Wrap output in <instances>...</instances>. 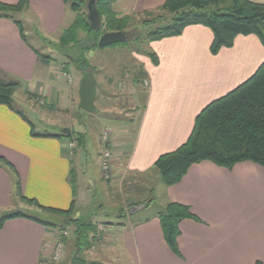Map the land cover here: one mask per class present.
<instances>
[{"label":"crops","instance_id":"crops-1","mask_svg":"<svg viewBox=\"0 0 264 264\" xmlns=\"http://www.w3.org/2000/svg\"><path fill=\"white\" fill-rule=\"evenodd\" d=\"M27 1L28 10L19 16L23 26L24 19L32 16L38 33L41 31L49 37L71 24L64 0ZM166 1L118 0L111 9L119 17L138 16L158 12ZM248 1L264 4V0ZM18 2L0 0V4L8 6ZM212 41L210 29L190 25L178 36L148 43L147 51L155 61L146 53L133 54L137 70L133 76L140 78L146 87L143 90L140 86L138 91L137 120L123 123L117 135L127 136H122L123 142L112 144L113 175L118 176L121 171L131 176L151 172L159 157L176 151L188 140L196 117L207 105L246 82L264 63V48L255 35H237L231 47L220 48L215 54L210 51ZM33 51L36 50L26 37L25 42L22 40L12 21L0 19V79L18 84V101L23 103L24 98L30 105L29 98L40 97L50 106L49 110L55 107L66 111L75 103L78 107L79 92L75 97V84L60 82L59 77L58 85L51 82L47 65ZM72 68V65L62 66L58 72L63 75ZM22 107L29 115L33 114L31 105ZM36 112L39 124L50 126L46 119H41L46 116L45 111ZM131 126H134L133 134H130ZM60 130L61 133L36 130L14 99L11 109L0 105V213L25 215L16 210L35 207L25 200H34L43 208L60 212L75 213L92 206L91 193L98 187L95 180L85 179L82 172L84 147L76 142L72 151L70 131ZM98 142L101 156L100 139ZM105 195L108 199V193ZM161 195L158 208L148 216L132 218L135 213L147 212V205H140L133 208L125 222L106 225L98 222V228L103 226V229L97 237L92 234L96 241L90 242L85 255H79L80 261L264 264V168L246 161L225 169L202 161L191 165L179 183L164 186ZM168 203L188 207L200 221L183 220L178 224L177 254L166 245L156 218ZM28 218L17 217L2 223L0 264H43L53 252L58 232L34 222L33 217ZM68 241L65 240L62 261L71 249Z\"/></svg>","mask_w":264,"mask_h":264},{"label":"rangeland","instance_id":"rangeland-1","mask_svg":"<svg viewBox=\"0 0 264 264\" xmlns=\"http://www.w3.org/2000/svg\"><path fill=\"white\" fill-rule=\"evenodd\" d=\"M89 1L86 0V5ZM85 6L82 7L80 14L86 17L87 10H85ZM68 11V21L72 23L78 13L72 12L69 5ZM172 12L168 9L151 14L132 16L126 30L123 31L127 34L126 42L107 48L91 49L84 53L83 49L93 46V40L97 45L99 38L95 41L94 37L86 31H78L77 44L64 47L59 44V39L63 31L48 37L41 31L38 33L36 23L32 16L28 15L24 19L26 41L40 54L41 59L39 60L47 65L46 70L50 73L49 78H51V82H55L58 85V77L60 78V82H67L68 84L73 82L75 84L74 95L76 97L79 92L78 82L81 80V73L75 68H72L70 72L62 75L60 71L58 72V68L71 65L68 57L71 56L78 59L84 55L89 69L93 71V77L98 84L94 103L96 112L93 114H87L81 111L76 103L66 111L55 107L49 110L48 107L50 106L48 104L46 105L43 98L38 97L37 99L29 98L31 108L32 106L33 108L35 107V110L30 108L33 114L30 113L29 115L22 105H25V107L30 105L24 98H22L23 103L18 101L20 99L18 88L16 89L17 93L13 95L14 104L22 109L26 115L28 114V117L36 126V130L47 131L48 133H53L54 131H56L55 133H61L62 130L60 128H66L67 131H70L72 138L70 143H74V148L71 150L73 151L75 149L76 142H80L81 147H84L81 166L85 179L89 180L91 178L95 180L98 187L95 193H91L94 199L92 206L79 209L75 213L71 212L65 215L49 210L39 211L33 206H30L32 208L31 210H16L34 219L53 224L54 226L49 228L58 232V240H69L68 244H70L71 249L69 250L68 257L65 261L60 260L57 264H71L70 260L73 254L75 256L77 251L74 245L77 229L74 225L69 224L70 219L90 225H88L84 232L86 236L81 239L82 251L79 255L82 256L91 247L90 242L95 240L92 234L97 237L99 231L103 229V226L98 228V222L105 225L106 223L125 222L131 216L134 210L133 208L140 205H147L148 209L145 214L139 215V213H135V215H132V218H143L157 209L161 202L164 184L161 182L158 172L155 169L143 175L131 176L130 173L123 171L118 176L116 174L113 175L112 168L114 167L113 158L115 154L112 150H115V148L112 144L123 142L122 136H127L123 133H118L117 135L119 129L123 127V123L127 120H132V122L137 120L139 114V106H137L138 93L141 88L145 90L146 87V84L140 78L137 80L133 76V73L137 71L133 61V54L138 55L147 52V46L150 42L149 36L171 25L175 15ZM16 19L21 18L17 17ZM105 33V29H103L100 32V36ZM47 85L51 84L47 83ZM41 110H44L45 113H43L46 114L45 117H40L41 119H46L47 124L50 126L59 127H45L39 124V114L36 111ZM132 128L134 126H131L130 134H133ZM99 139L102 145V154L105 150H108L111 154V172L108 178H105L102 172V155L100 156V148L98 147ZM107 193L109 195L108 199H106L105 195ZM150 203H152V206H150ZM4 215L0 213V217ZM63 232L67 233L66 239H61L60 235ZM120 264L126 263L122 262Z\"/></svg>","mask_w":264,"mask_h":264},{"label":"trees","instance_id":"trees-1","mask_svg":"<svg viewBox=\"0 0 264 264\" xmlns=\"http://www.w3.org/2000/svg\"><path fill=\"white\" fill-rule=\"evenodd\" d=\"M116 1L118 0H94L102 24L99 30H93L87 21V13L86 17L80 14L86 0H64L67 8L69 5L70 10L77 12L78 15L69 27L63 30L59 44L64 47L77 44L78 31H86L95 41L101 37L100 32L103 29L106 33L125 31L132 16H117L111 9V5ZM28 8L27 0H19L14 6L0 4V19L12 21L24 42L25 29L23 23L16 18ZM168 9L175 14L171 25L151 34L150 41L178 36L190 25H202L213 33L210 48L212 54L220 48L231 47L237 35H255L264 48V4H254L248 0H167L158 11ZM151 13L154 12L143 14ZM93 43V46L84 48L83 53L96 49L94 40ZM33 52L41 59L38 52ZM145 53L155 61L150 52ZM68 61L81 74L93 72L89 69L84 55L78 59L70 56ZM17 88L16 82L0 79V105L11 109ZM202 161L225 169H231L235 164L246 161L264 168V63L246 82L207 105L196 117L188 140L176 151L159 157L152 169L158 172L164 186L169 187L179 183L191 165ZM25 201L41 210L65 215L71 213V210L60 212L43 208L34 200ZM17 217L28 218L22 214L5 215L0 218V227L5 220ZM156 218L159 220L163 239L174 254L178 253L176 247L178 224L183 220L200 223L188 207L175 203H168L156 214ZM32 220L44 227L54 226L38 219ZM69 224L77 229L75 234L77 253L75 256L73 254L70 263L87 264L80 261L79 254L82 251L81 239L86 236L84 232L89 224L72 219Z\"/></svg>","mask_w":264,"mask_h":264},{"label":"water","instance_id":"water-1","mask_svg":"<svg viewBox=\"0 0 264 264\" xmlns=\"http://www.w3.org/2000/svg\"><path fill=\"white\" fill-rule=\"evenodd\" d=\"M87 21L91 29L99 30L101 28V18L99 12L96 10L94 0H90L86 5ZM127 41V36L123 32H109L103 34L97 43V48H107L112 45L124 43ZM97 82L93 77L92 72H85L82 74L79 85V104L78 107L81 111L87 114L96 112L95 99H96Z\"/></svg>","mask_w":264,"mask_h":264},{"label":"built area","instance_id":"built-area-1","mask_svg":"<svg viewBox=\"0 0 264 264\" xmlns=\"http://www.w3.org/2000/svg\"><path fill=\"white\" fill-rule=\"evenodd\" d=\"M69 148L70 149L74 148V143H70ZM101 162H102V172L105 178H108L111 172V154L108 150H105L104 153L102 154ZM60 236H61V239H66L67 233L63 232ZM63 251H64V241L58 240L54 245L53 252L49 256L48 260L44 262L43 264L59 263L62 258Z\"/></svg>","mask_w":264,"mask_h":264}]
</instances>
